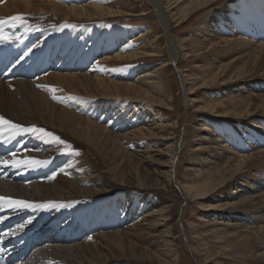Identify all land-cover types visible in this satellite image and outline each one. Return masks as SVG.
<instances>
[{
  "label": "bare ground",
  "instance_id": "bare-ground-1",
  "mask_svg": "<svg viewBox=\"0 0 264 264\" xmlns=\"http://www.w3.org/2000/svg\"><path fill=\"white\" fill-rule=\"evenodd\" d=\"M113 1L118 3V7L110 5L108 0H0V17L6 18L20 12L35 16L43 14V20H48V25H43L42 30L31 31L21 27L24 30L20 32L25 35L22 40L26 41L23 44H19L21 40L16 43V39L0 43V77L10 79L9 82L0 79V100L4 99L3 95L8 91L24 96L21 103L15 101L14 108L9 112L11 117L7 115L8 119L29 126L46 122V127L36 126L48 133L54 126L57 132L66 134L69 141L101 146L104 156L108 155L105 149L110 140L121 136L138 146L143 143L147 147L152 146L150 150L164 158L158 165L151 160L157 165L154 174L159 175H155L154 188L160 182L168 186L176 177V156H179L180 149L174 128L176 120L170 115L176 107L174 82L170 78L171 67L169 63H151L150 57L158 54L157 57L162 59L164 56L162 38L160 35L156 37L153 26L147 32L134 33V29L127 24L111 25L124 14L128 16L130 12H135L129 0ZM220 1L148 0L165 32L168 60L171 63L176 62L182 43L170 34V18L182 24L189 21L198 10ZM228 3L227 7L216 9L198 23L195 29L202 34L194 35L195 47L191 46V51L194 53V67L202 73L200 83L213 89L209 92L210 99L205 98L204 110L201 111V120H207L203 129L216 131L223 139L220 141L227 142L224 149L236 150L231 152V157L217 151L218 155L212 157L216 160L204 158L205 164L200 169L194 165L193 175L185 184V190L188 196L200 203L206 202L204 198L208 196L211 202L219 198V203L206 204L207 208L225 212L228 209H243L250 215L257 207L264 209V190L256 189L255 192L263 193L255 198L254 195L241 196L238 201L233 193H226V190L232 185L249 190L254 188L252 185H264V94L259 93L255 97L251 92L245 93L247 95L241 92L237 95L233 89L252 87L254 91H260L264 88V85L261 88L258 86V79L264 77V26H261L264 23V2L230 0ZM172 8L177 11L174 13ZM170 10L172 15L169 14ZM257 16L260 21L256 20ZM52 25L58 26L51 28ZM131 33V39L127 41ZM235 33L239 37L234 38ZM146 38L150 39L151 45ZM32 45L36 47L28 52ZM183 52L186 55L190 53L185 47ZM39 77L41 80L38 84L42 89H38L35 82L28 81ZM16 78H20V81ZM52 88L57 91L53 93L50 90ZM192 88L190 83L189 91ZM53 95L59 99H53ZM83 102L82 109L90 112L91 108L93 117L99 119L97 122L78 114ZM216 112L220 119L226 121L215 122L211 126L208 120L211 122L210 115ZM124 128L127 129L125 133L120 134L118 131V135H111L115 130L122 131ZM53 137L40 134V138H37L31 133H20L12 136L8 143L6 151L10 155L15 152L17 159L31 156L49 160L50 163L36 168L14 167L20 171L27 170L26 177L13 174L14 178L36 180L41 177L44 182L41 187L34 182V185L22 187L10 182L13 193H9L6 191L9 185L7 181L0 180V196L16 199L25 197L31 201L37 199L34 200L37 203L52 201L56 206L37 212L32 208L20 212L0 208V247L7 246L4 250L7 253L1 252L4 261H22L16 264H162V261L164 264H177L180 258L173 247L176 243L173 238L170 239L172 234L162 230V227L176 229V226L171 225L168 215L164 213L168 207L161 206L160 201L154 198L153 187L137 175L134 176L136 186L125 185L126 192L118 191L116 196L111 197L110 193L116 190H111L107 175L97 170L86 149H78L76 154L69 152L62 162H58L65 174L60 173L59 167L55 173L60 174L49 179L54 172L52 162L62 150L56 147L61 143L55 142ZM254 145L260 148L256 153L252 150ZM70 147L67 143L64 148ZM0 158L11 159V156ZM10 167L0 164L2 178L7 179L11 174L8 170ZM254 170H258V176L252 173ZM115 171L118 173L116 177L124 183L132 182V172ZM242 178L245 184L240 182ZM221 194L227 195V201ZM221 215L228 213L223 212ZM260 216L264 217V213ZM23 217L29 220L28 224L24 223ZM38 220L47 221L45 224L39 223L44 226L35 229L38 225L32 226ZM162 220L166 222L161 225ZM21 223L24 228H17ZM251 223L255 224L256 219ZM115 225L117 228L114 229ZM13 228H17L16 231ZM110 228L112 230L105 232ZM239 228L242 227L236 226L234 232ZM261 229L263 225L255 232L252 229L251 234L244 230L236 241L239 242L238 246L245 247L254 232L257 235L254 240H258L255 243L258 248L256 257L264 262V236L258 238L257 234ZM51 230L54 233L51 238H47ZM213 232L217 233V230ZM60 235L63 237L60 238ZM218 237L225 238L227 235L218 233ZM52 240L54 243H51ZM43 244H50V256L44 253V248L32 254ZM227 244L223 246L222 254ZM250 247L255 249L254 244H249ZM27 251L29 255H25ZM198 252L201 264L215 263L216 258L211 250ZM27 256L30 257L25 259Z\"/></svg>",
  "mask_w": 264,
  "mask_h": 264
},
{
  "label": "rangeland",
  "instance_id": "rangeland-1",
  "mask_svg": "<svg viewBox=\"0 0 264 264\" xmlns=\"http://www.w3.org/2000/svg\"><path fill=\"white\" fill-rule=\"evenodd\" d=\"M222 1L216 3V5H212L209 8L198 10L189 21H186L182 24L177 23V21H175V18L173 17L170 18V24H169L170 34L173 36L174 39H177L179 43H182L181 46L179 45V48H178L179 53L177 52L178 55L176 54L177 57H176L175 63L173 62L171 63V61L168 60L169 56H168V48H167L166 41H165V32L162 30V27L159 25L157 15L155 11L153 10L152 4H150L148 0H143V1L129 0V4L133 9L135 8V12H132V13L130 12L128 16L124 14L121 19L114 22V24H111L113 26H116V25L118 26L120 24L121 25L127 24L128 27H131L132 29H134V33H137L139 31L147 32V30H149V28L153 26L154 27L153 30H155L154 34L156 35V37L160 35L162 38L161 48L163 50L164 56L161 59L157 57L158 56L157 54V56H152L150 57V59H151V63L153 64L169 63L171 67L170 75L172 76V77L170 76V78L172 82H174L173 83L174 84L173 97L176 100V107L173 108L174 112H172V114H170V112L167 113V109H166V113L167 115L169 114L173 115L171 117L176 120V126L174 128L177 133L176 135L179 140L180 149H179V156H176V160H177L176 163H178L176 173L174 174V176L176 177L174 178V180L171 181L170 185L166 186L165 183L160 182L158 183L160 185L154 188L156 186V176H159L158 174H154L156 172V170H154V167L157 166L159 163H161L164 160V158H162L160 155H157L152 150H150L153 148L152 146L147 147L145 143L140 144L138 146V144L129 142L128 139H122L126 137L118 136L119 138H112V140H110V143L107 144L108 147L105 150H108L107 152L108 155L104 156V154L101 151L102 149L101 146L99 147L96 144L83 143V141L82 143L77 144V141H71V140L69 141V137L66 134L64 133L60 134L59 132H57L56 129L53 128L54 126L49 129L50 133H52L55 137H59L60 141H62L61 144H58V146H56V147H59L60 149L62 148V150H60V154L58 155V158L55 161H53L51 165V168L54 172H57V170L60 167V173L65 174L64 171H61V165L58 162L59 161L62 162V158L65 157L69 152L70 154H76V151L78 149H86L85 151L87 152L88 156L91 157L92 160L95 162V165L97 166V170H99V172H101L103 175H107L108 182H110L111 190H116L115 192L110 193L111 197L116 196L117 195L116 192L118 191L126 192L124 191L125 185H130L132 187L136 186L137 184L135 183L134 179L137 175L145 179L146 183L147 184L149 183V185L153 187L152 193L154 194V198L157 201H160L159 204L161 206L168 207V210L166 209L164 213L165 215H168V218H169L168 221L171 223V225L176 226V229H173L172 227L170 229L167 227H162V230H165L169 234H172V237H170V239L173 238L174 242L176 243L173 247L178 257L180 258V260H177V264H201V262H199V256L197 255L199 254L198 251L200 250H203L204 252L211 250L213 256L216 258L215 263L213 264H264V262L261 260L260 257H256V255L258 254V252L256 254V251L258 250L256 242L258 240L257 241L254 240V237H257V235L253 234L255 232L254 231L255 229L263 225V229L259 230L257 234H258V238L264 236V217L260 216L262 213H264V209H260L259 207H257L255 208L253 213H250V215L246 214L245 210L243 209L242 211H234V210L229 211V209L226 210V212L219 211L218 209H211L210 207L207 208V206H205L206 204L210 205L214 202L219 203L218 201L219 198H217L216 201L211 202V200L208 199L209 197L208 196L207 198H204L206 199V202L204 201V203H200L198 200H195L193 197L188 196L185 190V184L187 183L189 177L193 175L192 170H193L194 165L198 169H200L205 164L204 158L206 157L212 158L214 157V154L218 155L217 154L218 152H221L223 156L228 154V156L231 157L230 155H232V153H234L236 150L232 148H230L231 151L228 149H224L223 147L225 146L227 142L224 143L223 141H220L222 137L219 136L216 131L213 132V131H207L203 129V124L205 123V121L207 122V120H201L203 117L201 114V111L204 110L203 105H205L206 103L205 98L210 99L209 92L210 90L213 91V89L210 86H203L200 83L202 79L200 75H202V73L200 72V70L194 67V64L192 62L194 60V53L193 51H191V46L195 47V44L193 43L194 35H196V33H199V35L201 36L202 34V33L200 34V32L196 30L195 28L205 16L209 15V13L215 11L216 9H219L220 7H227L229 5L228 1L230 0H227L224 2ZM257 1L264 2V0H257ZM108 2L110 3V5L114 7H118V3L114 2L113 0H108ZM172 11L175 13L177 10L172 8ZM172 11L171 10L169 11L170 15H172ZM16 14L25 15L28 21V24L26 25L27 28L24 26V29H29L31 31H37V30H42L41 27H44L43 25H46V24L48 25V20H43L44 19L43 14H41L40 16L27 15L26 13H20V12ZM256 20L260 21V18L257 16ZM54 26L56 27L58 25H52V27L51 26H47V27L54 28ZM261 26H264V23H261ZM21 27L23 26L18 25L16 28H10L8 26H5V31L12 33L15 37L19 38V39H16L17 41L13 39L16 43L21 40L19 44H23L26 42L25 40H22V39H25V35L23 36L24 32L23 33L20 32L24 30ZM95 34L96 32L94 31V35ZM131 36H132V33L127 37V41L131 39ZM236 36L239 37L235 33L234 38H236ZM110 37L112 36L110 35ZM146 41L148 44L151 45V43L149 42L150 41L149 38H146ZM183 47L186 48V51L188 50L190 52L189 55H186L183 52ZM262 73L263 71H261L260 74ZM47 74H49V72ZM2 78L6 82L10 81L9 78L0 77V79ZM16 79L20 81V78H16ZM40 80L41 78L39 77V78H33V80L30 79L28 81L31 83L35 82L34 83L35 86L38 89H42L41 88L42 86L38 84V81ZM258 80H259L258 86L259 88H261L262 85H264V83H261V82H264V77L263 79L261 78ZM190 83H192V87H193L192 89H190L191 91H189L188 89ZM18 88L24 89L20 87ZM11 89L15 90L14 88H11ZM187 89L189 92H187ZM233 89L234 91H236L237 95H239L241 92L244 94L245 93L248 94V92H251L253 93L252 95H254L255 97L259 93L264 94V88L259 89L260 91H254L252 87H249V88L242 87L240 89L238 87H235ZM16 94L17 93L8 91L4 93L3 95L4 99L0 100V115L4 116L6 119H8L7 115L8 117L9 116L11 117V114L9 115V112H11L12 109L14 108V105L16 103L15 101L17 100L19 103H21L25 99L24 96L16 95ZM29 95L31 97V91H29ZM216 96L217 95H214V97ZM1 98L2 97L0 96V99ZM189 99H190V102H188ZM83 105H84V102L81 104L80 113L78 114H83V116L86 117L87 119L97 122L99 119L97 117H93L92 109L90 108V112L84 111L82 109ZM77 109L78 108L76 107V110ZM218 114L219 113L216 112L210 115L211 122L209 120L208 122L212 123L211 126H213V123L215 122L222 121L221 123H223L224 121H226V119L224 120L220 119ZM9 120H12L14 123L21 124L25 127L29 126L27 124H24L23 122L16 121L12 118ZM32 125L45 126L46 122H40V124H32ZM126 130L127 129L125 128L122 131L115 130L111 135L115 136L116 134L118 135L119 133L123 134L125 133ZM118 131L120 132L117 133ZM0 135H1L0 137H2L0 138V151L5 150L4 152L6 153L8 143L11 142L12 136L9 132H6V133L4 132L3 135L2 134ZM5 137H8L7 142H5ZM204 137H206L207 139L203 140ZM67 143L71 147L65 149L64 147ZM252 147H253L252 150L254 153L259 151L260 149V148H256L255 145ZM137 150H141V151H137ZM5 153H0V157L11 156L8 152L6 154ZM151 155L152 157H150ZM151 160H154V163H156L157 165H154V163H151ZM215 160H216L215 158H212V161H215ZM166 169L168 170V168ZM8 170L10 171L11 174L7 176V179L2 178L0 175V180L7 181V184L9 185L6 186V191L9 193H13V188L10 186V182L18 183V187L19 186L22 187L23 185L24 186L34 185L35 183L37 184L38 187H41L42 186L41 183L44 182L41 177H39L36 180L35 178L29 179L27 177L25 178L27 179V181L25 179L22 180L19 178H14V175L19 176V177H22L25 174L27 175L26 169L20 171L18 169H15L14 167H10ZM115 170H120V171L124 170L130 173L132 172L131 173L132 180H130L132 182L124 183L121 179H118L115 175L118 173ZM257 171L258 170H254L252 173L258 176L259 173ZM21 172L23 174H21ZM60 173H56V174H60ZM246 174L247 173H245L244 175ZM159 178L162 179L161 177ZM243 178H242V181H240L242 184L244 182ZM245 179L246 177L244 178V180ZM250 184L248 187L251 186ZM14 186L17 187V185H14ZM252 187L254 188L252 190H249L241 186L235 187L232 185V186H229L228 190H226V193L227 191L230 194L233 193V196L236 197V201L241 199L242 198L241 196L245 197L248 195H254L253 198H255L257 196H260L259 194L263 193V192L259 193L258 191L255 192L254 190L256 189L264 190V185L260 187L257 184H255V185H252ZM16 189L19 190L20 188H16ZM221 197H223L226 200L227 195L221 194ZM22 199L27 200V198L25 199V197ZM31 200H28V201H31ZM34 200H37V199H34ZM259 204L263 205L262 203H259ZM149 208L151 209V207ZM149 208L146 211H148ZM32 209L34 212H37L38 210H41L42 208H32ZM223 212L228 213V215H221V213ZM228 217H231L229 218L230 221H228ZM251 218L256 219L255 224L251 223V221H253V219ZM23 219H25L24 223L26 222L27 224L29 223L28 219L24 217ZM46 221H42V222H44L45 224ZM42 222L38 220L32 227H35L36 225H38L35 227V229H38L39 227L44 226V225L40 226ZM164 222L166 221L162 220L160 221V224L162 225L164 224ZM244 225L248 227L245 228L243 227ZM236 226L242 227V228H239L238 230H236V232H234V229ZM255 226L257 228H255ZM115 228H117L116 225L114 226V229ZM16 229L13 228V231H16ZM97 229L98 228H96V230ZM252 229L254 232L249 237V239L251 238L249 240V244L251 245L254 244L255 249L254 248L252 249V247H250L251 248L250 249L249 244L245 247L243 245L242 246L243 248L241 247V245L238 246L237 244L239 242L236 241V239L239 238V235H240L239 233H243V231L246 230L248 234H251ZM109 230H112V228L105 230V232ZM216 230H217V233L213 232ZM51 231L52 233H54V230H51ZM52 233L48 232V236H46L47 234L45 236L47 238H51ZM218 233H224V236L227 235V237L220 238L218 237ZM234 233H237V234H234ZM61 236L62 235H60V238ZM65 238L66 237L64 236V239ZM227 242L228 244L226 245L227 246L226 249L228 251L224 249L223 254H222L221 250ZM51 243H54V241L52 240ZM47 245H48V249H46ZM49 246L50 244H43L40 247L36 248L35 251H32V254H34L39 249L44 248L43 249L44 253L50 256L51 247ZM1 252H5V251L1 249ZM225 252H227V254H224ZM60 255L62 256L63 254L60 252ZM66 257H69V256H66ZM259 259L261 260L260 262H259ZM21 262L22 261H19L16 263H21ZM162 264H164L163 261H162Z\"/></svg>",
  "mask_w": 264,
  "mask_h": 264
},
{
  "label": "snow or ice",
  "instance_id": "snow-or-ice-1",
  "mask_svg": "<svg viewBox=\"0 0 264 264\" xmlns=\"http://www.w3.org/2000/svg\"><path fill=\"white\" fill-rule=\"evenodd\" d=\"M28 24V21L24 14H16L9 16L7 18L0 17V43L7 42L13 39H19L18 37H15L12 33H9L5 31V26L16 28L18 25L26 26ZM27 30V29H26ZM36 47V45H32L28 48V52L32 51V48ZM28 53L26 52L25 55ZM23 59V57H21ZM19 62V61H17ZM116 69H113L115 71ZM53 93L57 91V89L52 88L50 89ZM53 99H59V97L53 95ZM76 97H73L75 99ZM3 132H9L11 136L19 135L20 133H31L37 136V138H40V134L46 135V136H53L52 133H48L45 129L37 127L36 125L31 126H23L18 123H14L12 120L6 119L4 116L0 115V134ZM8 137H5V142H7ZM54 141L57 143H62L60 141L59 137H53ZM49 160H40L35 157H27L23 159H17L16 153H11V159H4L0 158V164L2 165H10L15 168H19L21 166H25L28 168H36L42 165L49 164ZM56 175L55 172L52 173V176L49 177V179L54 178ZM55 202L49 201L46 203H37L33 201H28L24 199H16L10 196H0V208H7L15 212H20L25 209L30 208H48V207H55ZM62 206V205H61ZM2 219V218H0ZM18 228L23 229L24 224H18ZM14 234V233H13Z\"/></svg>",
  "mask_w": 264,
  "mask_h": 264
}]
</instances>
